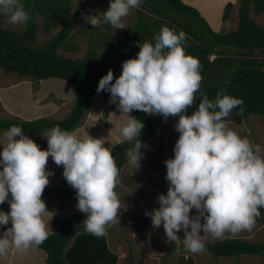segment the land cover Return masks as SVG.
I'll list each match as a JSON object with an SVG mask.
<instances>
[{
  "label": "clouds",
  "instance_id": "9594fccd",
  "mask_svg": "<svg viewBox=\"0 0 264 264\" xmlns=\"http://www.w3.org/2000/svg\"><path fill=\"white\" fill-rule=\"evenodd\" d=\"M142 3L109 0L103 12L81 15L93 27L107 23L114 30L124 29L123 18ZM0 15L13 26L25 25L30 19L21 0H0ZM186 46L183 30L163 27L152 42L138 45L135 57L121 62L118 76L114 78L109 69L98 80L96 92H107L109 103L127 117L119 143L131 145L125 153L131 173L139 170L144 156L141 149L149 146L140 139L143 121L130 113L158 114L165 121L178 117L173 155L163 162L166 192L158 193L157 206L145 210V215L151 218L153 230L163 227L169 242L181 240L177 233L182 231L183 246L198 254L205 251L209 235L222 240L226 233L236 235L254 227L264 208V146L227 125L224 118L243 105V100L222 90L214 100L201 95L188 113L202 75L198 58L188 54ZM45 138L47 147L41 148L21 126L13 125L0 139V204L10 206L7 212L0 210V226L10 224L0 233V257L11 248L25 252L39 246L50 234L53 213L42 198L53 175L47 167L49 157L62 166V176L75 191L86 233L101 237L118 220L122 208L116 192L120 169L112 154L115 145L88 134L81 138L58 125Z\"/></svg>",
  "mask_w": 264,
  "mask_h": 264
},
{
  "label": "trees",
  "instance_id": "16d2710c",
  "mask_svg": "<svg viewBox=\"0 0 264 264\" xmlns=\"http://www.w3.org/2000/svg\"><path fill=\"white\" fill-rule=\"evenodd\" d=\"M196 2L208 13L209 0H186ZM26 4V0H23ZM207 4V5H206ZM233 3L227 1L224 5L221 19L228 20ZM137 22L124 33V44L113 39L105 51L116 62L135 57L139 51L138 45L144 41H153L162 25L176 31L183 30L187 36L185 51L198 58L202 81L197 98L187 110L191 113L199 103L201 95H207L210 100L216 98L218 91L243 100V105L234 108L225 121L241 123L251 115L264 116V25H260L251 17V10L260 15L264 13V0H238V21L234 30L228 32L214 31L207 20L193 6L182 0H143L137 8ZM30 13V19L22 32H16L0 26V68L5 73L14 72L20 79L31 77L35 81L49 78H59L70 83L75 89V98L69 112L62 119L40 117L31 120L20 118H0V131L10 126H21L23 133L36 134L49 131L54 126L75 131L83 120L93 96L97 93L98 80L111 69L114 78L121 72L116 66L109 65L100 59L99 66H93L89 59L98 56L92 43L86 58L74 59L59 54L58 50L67 47L71 30L81 21L82 16L74 15L63 23L62 28L42 47H32L35 41L37 23L35 13ZM43 13V11H41ZM212 22L216 23V15L209 13ZM48 12L45 14L47 20ZM151 19V23L150 20ZM50 23V22H49ZM52 22L46 25L52 27ZM139 35L140 37H137ZM214 57L210 60L209 55ZM109 101V94L101 91ZM243 111H240V108ZM95 110L94 106L92 107ZM133 116L144 123L140 139L157 135L155 115H148L138 110L131 112ZM131 145L127 142L117 143L112 149L117 167L121 169L127 163L125 155ZM120 179V178H119ZM56 197H66L77 203L75 191L69 185L46 187L43 200ZM195 210H192L194 213ZM256 218L252 230L264 226V208ZM86 215V214H85ZM84 214L81 211L67 213L64 217L55 219V230L37 248L46 253L44 264H118L119 258L108 245L106 235L96 237L84 231ZM133 227L142 239V246L137 264H144L147 255V242L155 234L163 235L161 227L153 230L151 218H139L133 222ZM108 229V226H107ZM176 247L169 249L168 255ZM214 258L247 255H264V242H250L242 237L214 239L206 244ZM173 264H197L193 256H178Z\"/></svg>",
  "mask_w": 264,
  "mask_h": 264
},
{
  "label": "rangeland",
  "instance_id": "374dc122",
  "mask_svg": "<svg viewBox=\"0 0 264 264\" xmlns=\"http://www.w3.org/2000/svg\"><path fill=\"white\" fill-rule=\"evenodd\" d=\"M237 9L238 0H236L235 5L231 9L230 17L226 20V25H222V32L232 31L236 28L238 21ZM251 17L260 25H264V13L257 15L251 10ZM0 26L6 28L9 26L7 17H1ZM121 33L117 32L115 34L123 42ZM54 35L55 32L48 34L37 32L35 41L30 43V45L32 47H42ZM71 40V45L78 46L75 53L68 50H61L60 53L63 56H69L74 59L86 58L89 48L88 34H73L72 32ZM90 41L95 48L96 54H98L97 57L89 59L91 65L99 66L100 59L102 58L109 65L121 69L122 61L116 62L105 51V48L108 46L105 44L106 42L102 41L96 45L94 43L96 41L91 37ZM213 57V54L209 55L210 60ZM74 98V87L62 79L49 78L39 82L31 77L20 79L16 73H5L0 68V118L13 117L31 120L40 117H51L62 119L71 109ZM93 106L96 113L92 110ZM155 117L157 135L144 139L143 143L147 144L149 148L141 149L144 152V156L140 161L141 167L139 170H133L131 173V168L126 163L121 169L120 182L116 187L122 209L118 213V220L110 224L108 238L113 250L120 257L119 264H137L142 239L133 231L132 222L137 218L149 217L145 215V210L150 211L153 207L157 206L156 197L158 193L166 192L168 186L167 181L164 179L166 166L163 162L173 155L172 148L178 137V132L174 128V122L178 117H169L167 121L163 120L158 114ZM126 120L127 117L120 114L114 104L109 103L107 99L98 94L93 103L91 102L75 132L81 138L86 137L87 134L92 137H102L111 146L117 144L122 139L120 129ZM225 122L241 136H248L252 142L264 146V116L251 115L248 120L238 124L232 121ZM6 130L0 131V139H3V134ZM48 132L24 134L33 139L41 148H46L47 140L45 136ZM47 167L52 170L53 175L49 177V184L46 187L68 185L62 176V166H57L51 157L48 159ZM45 203L47 209L53 213L49 221L50 233L55 230V219L62 218L67 213L79 211L76 208V202L70 201L66 197H56L45 201ZM9 207L7 202L0 204V210L5 212L9 210ZM9 226L10 224L0 226V233ZM161 228L163 229L162 226ZM163 232L164 230L161 231V233ZM177 235L181 240L169 242L165 237V233L163 235L155 234L146 244L147 255L144 259V264H173L177 257L181 255L193 256L197 264H264V255L241 254L239 256H227L217 259L206 248L201 253H191L183 246L182 239L184 233L181 231ZM233 237H242L250 242H264V226L258 227L256 230L242 231L236 235L226 233L223 239ZM213 240L209 235L205 244H210ZM172 247H176V249L171 252V255H168V251ZM45 257L46 253L36 246L30 247L25 252L11 248L6 256L0 257V264H17L18 261H22L18 264H43Z\"/></svg>",
  "mask_w": 264,
  "mask_h": 264
},
{
  "label": "crops",
  "instance_id": "0c3cea01",
  "mask_svg": "<svg viewBox=\"0 0 264 264\" xmlns=\"http://www.w3.org/2000/svg\"><path fill=\"white\" fill-rule=\"evenodd\" d=\"M182 1L193 6V7H195L200 12V14L207 20L210 27L214 31H217V32L222 31V28H221L222 25H226V21H222V19H221V15H222V11H223L225 3L227 1H231L233 3V6L236 3V0H209L210 4L209 5L206 4L208 7V13H206L202 7L197 5L196 2H190V1H186V0H182ZM21 2L23 3V0H21ZM26 2H27V6H26V4L23 3L25 9L28 12L31 11V12L35 13L34 16H35L36 23H37L36 33L41 32L42 34H48V33L55 32V34H56L62 28L63 23L68 21L72 16H74L76 14L82 16L81 13L95 14L97 11L103 12L107 8L109 0H26ZM137 10H138L137 8L130 9L128 16L123 18V23L126 26V28H124V29H115L114 30L113 27L107 23H102L101 25H99L97 27H93L91 24L86 23L84 21V19L82 18L81 21L70 32V35H69L70 44L68 43L67 47H65L63 49H59L58 50L59 54H61L60 53L61 50H63V51L68 50L69 52L75 53L76 47H78V46L71 45L72 32H73V34H82V33L86 34L87 33L88 39H89L88 44H89V42H91L90 41V37H91L96 41V42H94V43H96V45H97V43H100L103 41L104 43L106 42L105 44H107L108 45L107 47H109L111 45L109 43L112 42L114 39L115 40L114 42L119 43L122 46L124 44V33H125V31L134 27V25L137 22V16H138ZM41 11H43V13H41ZM46 12H48L47 20L45 18ZM209 13H211L212 15H216V18H217L216 21L217 22L215 24L210 19ZM1 17H2V15H0V21H1ZM3 17H5V16H3ZM149 20L151 23L152 20L151 19H149ZM49 22L50 23L52 22L53 25H52V27H50V29H47L46 25L50 24ZM163 27H165V24L162 25V28ZM4 28H6V27H4ZM25 28H26V24L22 25V26H13V25L9 24V26L7 27V29H11V30L16 31L18 33L22 32ZM220 28H221V30H220ZM161 29H158V31H160ZM117 32H122L121 34H122L123 42L121 40H119V38L116 36L115 33H117ZM90 34H92V35H90ZM137 37H140V36L137 35ZM97 95L98 94H95L93 96L94 99ZM94 99L92 98V101H91L92 103H93ZM92 110H93V108H92ZM93 112H95V110H93ZM130 115H132V114H130ZM51 187H53V186H51ZM137 219H139V218H137ZM137 219H135V220H137ZM135 220H133V222ZM133 222H132L133 231L135 232L136 235H138L140 237V235L137 233V231L133 227ZM109 232H110V225H108V229H107L105 235H106V238L108 241L109 248L113 252H116L113 250L112 244L110 245L109 238H108ZM117 256L119 258V261H118V264H119L120 263V257H119V255H117ZM45 259H46V257H45ZM23 261H25V260H23ZM19 262H22V261H18V263ZM44 263H45V261H44Z\"/></svg>",
  "mask_w": 264,
  "mask_h": 264
}]
</instances>
